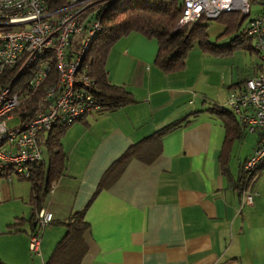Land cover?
Returning a JSON list of instances; mask_svg holds the SVG:
<instances>
[{"label": "crops", "instance_id": "0c3cea01", "mask_svg": "<svg viewBox=\"0 0 264 264\" xmlns=\"http://www.w3.org/2000/svg\"><path fill=\"white\" fill-rule=\"evenodd\" d=\"M207 34L217 47L230 43ZM157 52V41L138 33L110 50L108 78L134 102L89 114L66 130L63 175L43 197L53 222L42 234L39 257L28 251L37 228L28 221L30 184L12 172L0 178L1 262L45 264L65 234L63 223L84 211L89 228L80 264H264V170L252 181V205L242 206L234 189L264 135L242 129L230 148L228 178L220 171L226 126L218 113L227 110L231 92L259 73V54L243 48L216 54L195 46L181 69L166 72L154 65ZM175 123L181 126L146 142ZM132 146L139 151L92 199L105 172Z\"/></svg>", "mask_w": 264, "mask_h": 264}, {"label": "built area", "instance_id": "2783aa9c", "mask_svg": "<svg viewBox=\"0 0 264 264\" xmlns=\"http://www.w3.org/2000/svg\"><path fill=\"white\" fill-rule=\"evenodd\" d=\"M109 0H65L51 10L47 0H0V75L16 68L17 76L29 74L21 87L13 82L0 89V173L11 169L27 179L32 165L45 164L42 134L57 126H70L89 114L97 113L95 84L82 68L84 55L101 32V4ZM178 28L200 19L216 20L224 13L251 17L245 27L254 50L261 59V70L244 81L239 91L224 102L237 122L249 133L264 135V0H181ZM100 7V8H99ZM51 60L54 62L52 64ZM53 71L55 79L48 81ZM38 92L33 115L23 120L15 110ZM16 121L13 126L9 122ZM264 161V139L245 160L241 205H252L250 187L256 169ZM55 190V184L49 193ZM36 230L28 241L32 256H40L44 230L53 222L52 214L40 209Z\"/></svg>", "mask_w": 264, "mask_h": 264}, {"label": "trees", "instance_id": "16d2710c", "mask_svg": "<svg viewBox=\"0 0 264 264\" xmlns=\"http://www.w3.org/2000/svg\"><path fill=\"white\" fill-rule=\"evenodd\" d=\"M51 10L61 8L65 0H47ZM101 32L95 37L86 51L82 68L94 81V99L99 106L97 112H109L130 105L134 102L132 94L123 86L112 84L106 71V60L115 43L129 35L138 33L147 39H154L158 43V52L154 65L162 71L172 72L181 69L184 59L195 47L216 54H228L234 50L243 48L251 51L252 40L246 35L245 30L240 31L245 17L238 13H224L215 21L224 27L223 35L235 34L233 39L225 47H217L209 41L207 29L211 20L200 19L178 28L182 14L181 0H144L143 3L128 4L126 0H109L101 4ZM99 7V8H100ZM52 64L54 62L51 60ZM53 71L48 81L55 79ZM29 74L17 76L16 68L4 71L0 75V89L14 81L13 87L19 88L29 80ZM40 98L38 92L32 99L21 105L15 113L21 114L23 120L32 117ZM224 118L226 137L222 155L220 157V171L229 178L228 159L233 142L241 136L245 126L237 122L234 115L228 110L218 112ZM181 123H175L156 132L152 139H161L167 133L179 128ZM69 126H57L49 133L40 136V144L47 156V164L32 165L29 169L30 176L27 179L19 177L30 184L29 205L33 214L28 220L32 224L34 217L42 209L43 197L49 193L51 185L56 182L65 169V154L62 150L61 139ZM240 132V133H238ZM139 146L130 147L123 156L103 175L99 186L92 199L103 189L108 188L123 172L128 161L139 151ZM264 170V161L256 169V172ZM11 169L0 173V178L7 177ZM244 173L241 171L239 180L234 189L239 195L244 186ZM17 225L9 227L8 233L14 231ZM65 234L56 244L45 264H80L86 253L84 234L89 225L84 220V211L73 213L65 223ZM36 229L32 231L35 232ZM0 264H4L0 261Z\"/></svg>", "mask_w": 264, "mask_h": 264}, {"label": "rangeland", "instance_id": "374dc122", "mask_svg": "<svg viewBox=\"0 0 264 264\" xmlns=\"http://www.w3.org/2000/svg\"><path fill=\"white\" fill-rule=\"evenodd\" d=\"M126 1H127L128 4H137V3H143L144 2V0H126ZM250 18L251 17H248L247 19L244 20L242 28L245 27V25L247 24V22H248V20ZM223 30H224V27H223V25L221 23H219V22H217L215 20H211L209 22V28H208V33H209V36H210V40L214 41L217 38L221 37V38H223L222 39L223 41H220L219 44L230 42V40L235 36V34L222 35ZM16 123H17L16 121L9 122L8 126H13ZM43 159H44L45 164H47V156H46V153L44 151H43ZM257 175H258V173L256 172L255 173V178L257 177ZM24 183L29 184L27 181H24Z\"/></svg>", "mask_w": 264, "mask_h": 264}]
</instances>
